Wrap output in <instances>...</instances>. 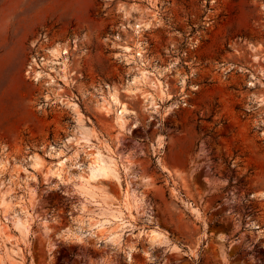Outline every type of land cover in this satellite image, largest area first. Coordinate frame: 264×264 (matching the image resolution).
<instances>
[{"label": "rangeland", "instance_id": "obj_1", "mask_svg": "<svg viewBox=\"0 0 264 264\" xmlns=\"http://www.w3.org/2000/svg\"><path fill=\"white\" fill-rule=\"evenodd\" d=\"M0 264H264V0H0Z\"/></svg>", "mask_w": 264, "mask_h": 264}, {"label": "bare ground", "instance_id": "obj_2", "mask_svg": "<svg viewBox=\"0 0 264 264\" xmlns=\"http://www.w3.org/2000/svg\"><path fill=\"white\" fill-rule=\"evenodd\" d=\"M126 51L127 50H129V47L128 46H124L123 47ZM55 50V49H54ZM53 50V51H54ZM52 51V56L53 57H56V56H58V54L57 53H54ZM56 51V50H55ZM57 52V51H56ZM111 98L108 100V102L110 103V104H112V103H117V97H115L114 95H112V96H110ZM107 102V103H108ZM113 105V104H112ZM104 107H108V106H104ZM109 108H107V110H108ZM121 110H120V113H119V115L117 116V118L118 119H120L121 121H122V117H123V115L125 114V112L127 111L126 110V108L124 107V105H121V108H120ZM35 162H34V165L36 164V165H38L39 166V164H41V163H39L40 161H39V159H38V157H35ZM98 161H99V159H98ZM98 161H95L93 164H92V170H91V175H95L96 173H105L106 172V167L103 165V163L101 164L100 163V161L98 162ZM35 165V166H36ZM57 167H55V169L54 168H52V167H47V168H45L46 170V172L47 173H50V175L51 174H55V172L58 170V169H56ZM154 232V236H156V238L158 237V239H162L163 238V236L160 234V233H157V232H155V231H153Z\"/></svg>", "mask_w": 264, "mask_h": 264}]
</instances>
